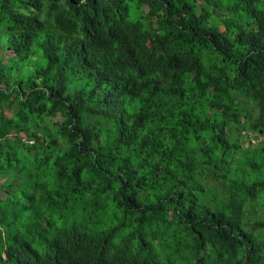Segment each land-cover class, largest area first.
Masks as SVG:
<instances>
[{
    "label": "clouds",
    "instance_id": "1",
    "mask_svg": "<svg viewBox=\"0 0 264 264\" xmlns=\"http://www.w3.org/2000/svg\"><path fill=\"white\" fill-rule=\"evenodd\" d=\"M0 264H264V0H0Z\"/></svg>",
    "mask_w": 264,
    "mask_h": 264
}]
</instances>
